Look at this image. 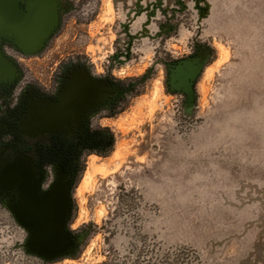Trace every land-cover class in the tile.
I'll return each mask as SVG.
<instances>
[{
  "label": "rangeland",
  "instance_id": "obj_1",
  "mask_svg": "<svg viewBox=\"0 0 264 264\" xmlns=\"http://www.w3.org/2000/svg\"><path fill=\"white\" fill-rule=\"evenodd\" d=\"M216 6L210 25L195 23L188 10L170 41L172 51H182L199 36L213 48L192 121L179 123L157 74L163 43L138 42V57L123 72L135 80L151 67L153 75L138 80L120 117L108 124L109 155L81 160L72 228L89 224V234L76 260L52 264H148L153 243L191 247L201 264H242L264 234V0ZM105 7L111 15V4ZM101 19L91 26L88 53L104 68L116 31L114 18ZM81 46L63 42L23 64L44 81L60 55L83 52ZM23 238L0 206V264L40 263L20 250Z\"/></svg>",
  "mask_w": 264,
  "mask_h": 264
},
{
  "label": "flooded vegetation",
  "instance_id": "obj_2",
  "mask_svg": "<svg viewBox=\"0 0 264 264\" xmlns=\"http://www.w3.org/2000/svg\"><path fill=\"white\" fill-rule=\"evenodd\" d=\"M219 1L230 6V0H20L22 15L13 17L20 23L30 9L40 10L32 16L36 23L33 36L24 40L27 46H36L32 53L27 52L31 47L24 50L19 46L22 29H7L10 16L0 17V206L23 232L19 247L25 256L39 264L77 259L90 225L72 228L74 180L81 172V160L100 156L107 137L114 141L108 124L120 117L124 102L137 91L138 80L146 82L153 75L151 67L135 80L123 72L138 57L135 47L139 41L145 45L156 41L158 47L163 43L157 74H161L179 123L192 121L201 76L213 48L199 36L182 51H172L170 41L187 20L188 10L194 13L195 23L210 25ZM107 3L111 15L106 12ZM102 13L106 20L114 18L116 31L104 68L88 53L93 41L91 26L102 20ZM198 29L196 24L194 30ZM63 42L82 45L83 52L60 55L58 67L47 80L29 76L23 62L43 57L45 51ZM54 187L67 188L68 208L61 225L69 245L61 255L47 258L31 251L29 243L38 216L56 207ZM260 218L261 234L264 216ZM259 237L242 264H264V243ZM155 244L148 264H201L191 247L156 248Z\"/></svg>",
  "mask_w": 264,
  "mask_h": 264
},
{
  "label": "water",
  "instance_id": "obj_3",
  "mask_svg": "<svg viewBox=\"0 0 264 264\" xmlns=\"http://www.w3.org/2000/svg\"><path fill=\"white\" fill-rule=\"evenodd\" d=\"M18 1L20 0H0V17L3 14H8L10 16L7 22V29L9 30H20V47L27 50V52H35L36 46H27L24 40L29 41L28 38L32 37V31L36 28V23L32 20L33 14H38L39 8L34 7L29 10L27 14L23 15V21L13 19L22 15L20 9L18 8ZM38 8V10H37ZM25 18V19H24ZM66 187H54L53 197L55 208H51L53 211L43 210L42 217L38 216V221H35L36 228L33 231L32 238L29 243L31 251L43 255L47 258H53L54 256L61 255L66 248H68L69 240L67 234L63 232L62 229V219L65 216V212L68 208L66 202Z\"/></svg>",
  "mask_w": 264,
  "mask_h": 264
},
{
  "label": "trees",
  "instance_id": "obj_4",
  "mask_svg": "<svg viewBox=\"0 0 264 264\" xmlns=\"http://www.w3.org/2000/svg\"><path fill=\"white\" fill-rule=\"evenodd\" d=\"M113 146H114L113 139L107 137L106 141L103 144H101L102 152L98 153V154H100V156H102V157L108 156L109 153L112 151Z\"/></svg>",
  "mask_w": 264,
  "mask_h": 264
}]
</instances>
